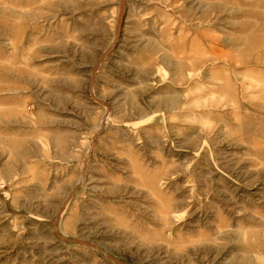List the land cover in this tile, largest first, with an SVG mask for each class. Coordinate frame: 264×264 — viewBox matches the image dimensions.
Listing matches in <instances>:
<instances>
[{
  "label": "rangeland",
  "instance_id": "374dc122",
  "mask_svg": "<svg viewBox=\"0 0 264 264\" xmlns=\"http://www.w3.org/2000/svg\"><path fill=\"white\" fill-rule=\"evenodd\" d=\"M0 264H264V0H0Z\"/></svg>",
  "mask_w": 264,
  "mask_h": 264
}]
</instances>
